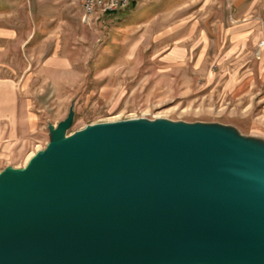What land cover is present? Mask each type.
<instances>
[{"label":"water","instance_id":"95a60500","mask_svg":"<svg viewBox=\"0 0 264 264\" xmlns=\"http://www.w3.org/2000/svg\"><path fill=\"white\" fill-rule=\"evenodd\" d=\"M69 115L0 171V264H264V143L218 125Z\"/></svg>","mask_w":264,"mask_h":264},{"label":"rangeland","instance_id":"374dc122","mask_svg":"<svg viewBox=\"0 0 264 264\" xmlns=\"http://www.w3.org/2000/svg\"><path fill=\"white\" fill-rule=\"evenodd\" d=\"M83 4L0 0V92L20 103H0V171L45 148L71 107L67 135L145 118L264 143V0H130L107 13L103 2L87 18Z\"/></svg>","mask_w":264,"mask_h":264},{"label":"built area","instance_id":"2783aa9c","mask_svg":"<svg viewBox=\"0 0 264 264\" xmlns=\"http://www.w3.org/2000/svg\"><path fill=\"white\" fill-rule=\"evenodd\" d=\"M106 3V8L102 9L104 13L124 9L130 4V0H84L83 7H86V17L92 12L93 6H100Z\"/></svg>","mask_w":264,"mask_h":264},{"label":"crops","instance_id":"0c3cea01","mask_svg":"<svg viewBox=\"0 0 264 264\" xmlns=\"http://www.w3.org/2000/svg\"><path fill=\"white\" fill-rule=\"evenodd\" d=\"M0 91H1V90H0ZM11 95H12V94L10 93V95H9L10 98L12 97ZM0 96H1V97H0V103H2V108H5V105H4V104H8L7 107H6L7 109H8V108L10 107V105H12V104H13L14 107H15V111H17V110L20 108V106H19L20 103H19V101H17L16 92H14V94H13L14 97H13V99H12V100H13L12 102H6V101H5V100L8 99V98H7L8 95L6 96V92H4V91L2 92V95H1V92H0ZM2 98H3V99H2ZM18 100H19V99H18ZM8 106H9V107H8ZM0 109H1V107H0ZM5 113H6V111L3 110V111H2V114H0V117L3 116V115H5ZM16 113H17V112H16ZM16 113H15V115H14L15 120L17 119V115H16ZM14 124L17 125V126H19V121H17V122L15 121ZM14 124H13V125H14ZM3 126H4V125L1 123V118H0V135L3 134V132H4V131H3ZM18 135H19V134L17 133V136H18ZM17 136H15V137L17 138ZM16 140H17V139H16Z\"/></svg>","mask_w":264,"mask_h":264},{"label":"bare ground","instance_id":"6f19581e","mask_svg":"<svg viewBox=\"0 0 264 264\" xmlns=\"http://www.w3.org/2000/svg\"><path fill=\"white\" fill-rule=\"evenodd\" d=\"M126 120H133L132 119H126ZM122 120L121 119H113V120H110L109 122H105V123H117V122H121ZM97 124V123H95ZM40 150H37V152H39ZM37 152H32L29 156H28V159L26 161V165L30 162V160L37 154Z\"/></svg>","mask_w":264,"mask_h":264}]
</instances>
